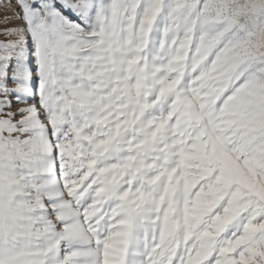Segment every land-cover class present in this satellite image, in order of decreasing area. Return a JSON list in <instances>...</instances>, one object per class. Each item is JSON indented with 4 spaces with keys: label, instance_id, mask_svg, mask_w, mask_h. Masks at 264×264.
<instances>
[{
    "label": "snow or ice",
    "instance_id": "6c2138e0",
    "mask_svg": "<svg viewBox=\"0 0 264 264\" xmlns=\"http://www.w3.org/2000/svg\"><path fill=\"white\" fill-rule=\"evenodd\" d=\"M0 264H264V0H0Z\"/></svg>",
    "mask_w": 264,
    "mask_h": 264
}]
</instances>
